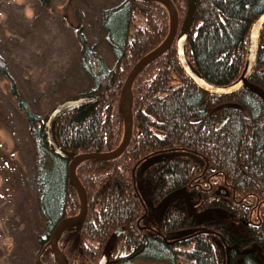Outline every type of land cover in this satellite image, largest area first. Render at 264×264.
Wrapping results in <instances>:
<instances>
[{"label": "trees", "instance_id": "16d2710c", "mask_svg": "<svg viewBox=\"0 0 264 264\" xmlns=\"http://www.w3.org/2000/svg\"><path fill=\"white\" fill-rule=\"evenodd\" d=\"M48 5L49 0H40ZM177 34L189 25L185 54L208 82L225 85L241 73L249 29L264 0H171ZM99 28L114 56L106 63L81 25L76 30L88 87L55 101L87 97L53 122L58 145L71 155L114 149L123 135L119 94L132 64L158 45L169 28L158 0H119L100 8ZM117 29L113 30L111 27ZM253 71L236 92L218 95L184 72L174 42L146 64L132 85V132L110 159H82L75 173L87 194L85 216L66 226L57 243L68 264H264V23ZM9 92L34 146L36 224L30 264H58L49 235L76 214L79 199L68 160L50 146L43 118ZM48 110V111H49ZM140 260V261H139Z\"/></svg>", "mask_w": 264, "mask_h": 264}, {"label": "rangeland", "instance_id": "374dc122", "mask_svg": "<svg viewBox=\"0 0 264 264\" xmlns=\"http://www.w3.org/2000/svg\"><path fill=\"white\" fill-rule=\"evenodd\" d=\"M118 1L49 0L45 6L40 0H0V63L6 64L19 96L40 117L58 99L89 85L80 65L79 25L106 63L114 60L99 18L101 7ZM10 82L0 75V264H30L37 225L22 222V213L35 201L34 146L9 92Z\"/></svg>", "mask_w": 264, "mask_h": 264}, {"label": "water", "instance_id": "95a60500", "mask_svg": "<svg viewBox=\"0 0 264 264\" xmlns=\"http://www.w3.org/2000/svg\"><path fill=\"white\" fill-rule=\"evenodd\" d=\"M162 2L168 9L169 13V30L165 38L154 48L149 50L147 53L142 55L129 69L124 82L122 84L120 94H119V105L123 116V135L119 142V144L112 150L105 152H82L71 155L69 152L65 151L61 148L55 140V136L53 134V122L56 116L68 108L69 106L79 102L83 99H90V96L87 97H75L73 99H66L55 106L49 111L47 114L44 127L45 133L48 138L49 144L51 148L63 157L69 158L68 160V179L71 181L75 191L77 192L79 199V210L76 214L64 216L58 220L52 231L49 235V246L58 262V264H68V260L65 254L60 250L57 239L60 232L68 225L75 224L79 220H81L87 210V194L86 190L81 184L75 173V165L78 161L82 159H110L118 156L122 150L128 144L131 132H132V92H131V84L141 69L152 61L157 56L164 53L167 48L170 46L173 41L176 30H177V11L175 6L172 4L171 0H158ZM264 23V9L257 15V17L252 22L249 34H248V43H247V54L246 60L244 63V67L240 73V75L232 82L225 85H215L208 82L204 79L198 71L191 65L189 60L186 57L184 50V43L188 34V28L184 29L181 33H179L175 39V50L177 54V59L181 64L184 72L190 77V79L201 89L207 91L212 94L218 95H229L237 90H239L242 86H244L255 65L257 49H258V38L262 24ZM106 256L102 254L98 259L97 264H104L106 262Z\"/></svg>", "mask_w": 264, "mask_h": 264}, {"label": "bare ground", "instance_id": "6f19581e", "mask_svg": "<svg viewBox=\"0 0 264 264\" xmlns=\"http://www.w3.org/2000/svg\"><path fill=\"white\" fill-rule=\"evenodd\" d=\"M69 99H73V98H69Z\"/></svg>", "mask_w": 264, "mask_h": 264}]
</instances>
